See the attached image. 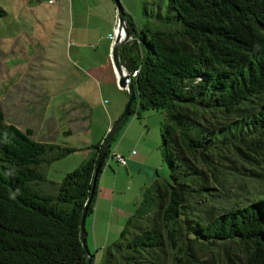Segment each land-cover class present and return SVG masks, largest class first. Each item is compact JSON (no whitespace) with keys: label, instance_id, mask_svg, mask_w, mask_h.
<instances>
[{"label":"trees","instance_id":"16d2710c","mask_svg":"<svg viewBox=\"0 0 264 264\" xmlns=\"http://www.w3.org/2000/svg\"><path fill=\"white\" fill-rule=\"evenodd\" d=\"M167 7L141 25L124 10L130 38L120 59L135 91L126 119L164 112L160 151L169 177L144 187L100 264H207L204 251L221 253L225 264H264V172L259 180L248 174L255 181L242 196L230 194L216 164L225 154L215 149L232 145L250 156L238 146L264 143V0H168ZM101 141L87 146L55 193L42 192L39 166L74 148L34 139L31 128L6 122L0 105V264H88L81 215L88 197L86 216L94 211L113 149L91 191Z\"/></svg>","mask_w":264,"mask_h":264},{"label":"crops","instance_id":"0c3cea01","mask_svg":"<svg viewBox=\"0 0 264 264\" xmlns=\"http://www.w3.org/2000/svg\"><path fill=\"white\" fill-rule=\"evenodd\" d=\"M70 1L71 6L68 9L56 3L55 5L53 4V7L39 12L37 15L41 17L37 19L36 24L31 25L28 19L22 23L13 20L11 25L3 29L0 34V105L6 122L14 123L21 129L31 128L32 137L40 135L41 130L36 135H34V130L44 123L41 121L46 115L50 117V100L48 99L42 108L33 109L31 103L34 104V100L30 101L29 97L35 96L39 92L48 96L54 93L49 85H39L37 89L26 79L41 76L44 78L43 80H49L55 77L53 71H55L57 62L63 61L64 66L62 65L59 68L62 79L71 78L75 83L78 80V84L79 80L82 81V79H87L90 82L88 84L85 82L87 86H84L82 84L84 82H81L77 92L74 91L77 87L65 90L75 97L73 99L74 104L70 105V111L72 112L67 117L70 122V129L66 131L68 134L78 124L88 129L90 128L96 109V104H93V100L98 99L99 95L103 96V84H113L114 88H116L117 96L120 94V98L111 99L110 104L105 105L110 118L103 125V132L98 137L99 139L95 141L97 142L103 139L107 127L119 114L120 108L124 104L121 97L123 88L121 89L119 84V86L116 85L117 73L110 57V48L117 19L113 10L108 15V19H106L109 27L113 28L112 33L108 31L106 35L100 36V33L97 32L93 37L89 34V31L95 29L96 26L92 22L83 24L82 11L73 10L72 0ZM40 3L35 2L36 9L41 5ZM23 16L28 17L24 14ZM102 37L108 38L106 51L103 54L99 52L97 45V41ZM40 67L41 73L37 71ZM89 94H93L95 98L93 100L84 98V95ZM23 100L26 103L24 108H22L24 112L19 113L18 111L21 108L18 106L22 104ZM4 104L6 105L5 108ZM42 112L44 115L40 118ZM52 117L54 116L52 115ZM140 125L128 124L122 136H120L118 144L113 148V151L124 156V162H119L109 156V158L114 159L118 163V166L110 170L108 168L105 169L108 172L107 182H103L104 171L103 173L101 172L102 176L100 174L101 177H99L92 218V230H96V227L100 226V234L104 238L106 237L109 223L102 222V214L107 212L103 208L105 205L113 206L115 193L119 192L124 195L126 190H130L129 194L137 198L141 196V192L148 185V181L151 180V183L157 177L155 170L158 165L151 163L152 161L148 158L155 148L158 147L159 149V146L153 145L154 142L146 137L148 127L145 129L142 124ZM44 138L48 139H43L42 136L39 140L56 142L54 141L55 136L49 132ZM65 143V145L74 148L73 152L75 151L82 155V158H85L89 151L87 146L94 142L89 141L86 137L82 145L71 144L68 141H65ZM49 163H52V161ZM47 179L51 182L53 181L51 178L47 177ZM58 181L56 180V182ZM127 183L130 184L128 188L125 186ZM107 187L109 188V196L107 195Z\"/></svg>","mask_w":264,"mask_h":264},{"label":"rangeland","instance_id":"374dc122","mask_svg":"<svg viewBox=\"0 0 264 264\" xmlns=\"http://www.w3.org/2000/svg\"><path fill=\"white\" fill-rule=\"evenodd\" d=\"M35 2L40 3L41 5L36 9ZM124 8L128 10L135 17L136 21L141 25L143 21L149 20L154 24L157 19L158 14L166 15L168 13V0H121ZM56 3L63 5L66 9L71 6L70 0H0V6L3 8L4 13L0 14V34L3 32V29L7 26L11 25L13 20L17 22H26L27 19L30 21L31 25L37 23V19H39V12H42L46 8L53 7ZM54 4V5H53ZM144 4V5H143ZM116 4L114 0H72V9L81 10L82 11V22L83 24H88L86 22H92L96 28L92 31H89L91 36H95L97 32L101 35H106L108 31H113L109 27V24L106 22L108 19V15L113 10L116 14ZM28 16L27 18L25 16ZM28 14V15H27ZM114 33V32H113ZM108 37V36H107ZM108 42V38H99L97 41L98 50L101 54L106 51V44ZM63 61L57 62L55 65V77L51 79H45L38 76L37 78H27L26 81L31 82L35 88H39V85L46 86L49 85L53 93L48 96L44 95L42 92L37 93L35 96H30V101L34 100V104L31 103L32 108H42L44 103L49 99L50 100V117L46 115L43 121V124H40L39 127L35 128L34 135L41 130L40 135H36L33 138L39 140L40 137L48 135V132L55 136L56 143L66 144L65 141L69 143H77L76 145H82L84 139L87 137L89 141L95 142L98 137L103 132V125H105L106 121L109 120L110 116L105 107V105L110 104L111 99H115L117 97L120 98V94L117 96L116 88H114L113 84H103L104 86V94L103 96H98V99L93 100L95 97L93 94L84 95V98H88L93 100V104H96V109L94 116L92 117V124L88 129L85 126H78L68 134L66 131L69 128L70 122L67 120V117L72 112L70 111V105H73V99L75 97L71 93H67L65 90L71 87L77 90L79 89V84L84 82V86H87L90 83L87 79L78 80L75 83L71 78L62 79L59 73V68L62 67ZM64 66V65H63ZM38 72L41 73V67L37 69ZM87 82V84L85 83ZM102 85V84H101ZM117 86L118 82L116 83ZM100 89V88H99ZM122 89V87H121ZM122 100L124 104L121 106L120 112L123 110L124 105L127 101V90L125 88L122 89ZM79 96V94H78ZM26 105L25 100L22 101V104L18 106L21 108L18 112H24L22 108ZM6 105L4 104V108ZM119 112V114H120ZM38 115V113L36 112ZM118 114V115H119ZM35 115V114H34ZM33 115V116H34ZM44 115L43 112L40 114ZM52 115L54 117H52ZM118 115L116 117H118ZM115 119V118H114ZM113 119V120H114ZM164 119V112L161 110L155 109H146L140 112V116L136 113L129 115V117L122 123L121 127L117 132V138L112 141V148H114L118 144V140L122 133L128 126V124H136L141 126L142 124L146 129L148 127V134L146 137L148 140H152L154 142L153 145H158V147L153 150L150 159L155 165L157 169L155 170L157 177L159 178H168L169 177V166L166 162L163 161L161 151H160V143H161V121ZM222 120V119H221ZM75 124V122H73ZM111 124V123H110ZM110 126V125H109ZM109 126L106 129L105 134L107 133ZM104 134V135H105ZM104 137V136H103ZM242 150H249L252 155H243L238 152L232 145H222L218 146L215 149H219L221 154H225L224 157H219L217 160L216 155H212L217 160V167L220 168V174L225 175L229 178L228 190L230 194L235 196H242V192L244 189L250 187L254 179L245 180L248 174L252 173L254 175H259L257 180L261 178L260 172H264V143L255 147V150L252 151L250 149H246L243 144L238 146ZM192 159L195 156H191ZM82 155L76 153L75 151H71L67 155L52 161V163H42L39 168L41 171L48 177L53 179V181H49L45 179L37 184V188L45 193H55L57 190L56 180H60L64 173L67 170H71L77 167L81 161ZM118 163L111 158H107L106 164L102 168L105 172V176L103 178V182H107V174L105 171L106 168L109 170L112 168H116ZM101 173V176H102ZM100 176V177H101ZM151 181V180H150ZM148 181V184L150 183ZM130 184H125L126 188H128ZM125 188V189H126ZM133 188V186H132ZM107 195L109 196V188ZM130 190H126V193L116 192L115 193V201L113 202V206L105 205L103 209L107 212L102 214V222L109 223L108 229L106 230V237L101 236L100 234V226L96 230H92V218L93 212L89 213L85 219V229H86V242L90 253L94 254L93 264H100V261L103 258L105 246L113 242L118 236L124 225L127 217L134 211L135 204L139 201L141 196L135 198L134 195L129 194ZM226 196V193H223L222 198ZM102 202V200H100ZM96 203V200H95ZM95 208V206H94ZM105 225V224H104ZM236 254L241 255V250L236 249ZM221 254V253H220ZM219 253L215 251H204L202 253V257L207 259V264H225L224 259L221 257ZM235 258V257H234ZM238 260V258H237Z\"/></svg>","mask_w":264,"mask_h":264},{"label":"water","instance_id":"95a60500","mask_svg":"<svg viewBox=\"0 0 264 264\" xmlns=\"http://www.w3.org/2000/svg\"><path fill=\"white\" fill-rule=\"evenodd\" d=\"M114 2L116 4L115 7H116L117 24H116V28L113 33V39H112L111 48H110V57H111L114 69L117 73L118 84L122 88H125L127 90V101L124 105L123 110L118 115V117H116L110 124L107 133L104 135L101 141L100 148L97 154V159H96L95 166H94V170H93L91 191L93 190V187L95 184V178H96L98 168L100 167L102 160L105 158L107 150L111 146L114 134L119 130L120 125H122V123L125 121L128 114L130 113V106L135 98V91H134L133 83L131 81L130 72L125 68V66L122 64L121 59H120L121 45L130 38V34H129V31L126 25V20L124 18L125 8L121 0H114ZM89 199L90 197L87 198L86 204L82 211L81 220H80V238L85 248L86 255L88 257V264L90 261V250L86 242L85 219H86L87 204L89 202Z\"/></svg>","mask_w":264,"mask_h":264},{"label":"built area","instance_id":"2783aa9c","mask_svg":"<svg viewBox=\"0 0 264 264\" xmlns=\"http://www.w3.org/2000/svg\"><path fill=\"white\" fill-rule=\"evenodd\" d=\"M134 73H135V71L133 72V74H134ZM110 156L113 157V158H115V159H117L119 162H124V160H125V159H124V156H123L122 154L113 151V149H112V151L110 152Z\"/></svg>","mask_w":264,"mask_h":264}]
</instances>
